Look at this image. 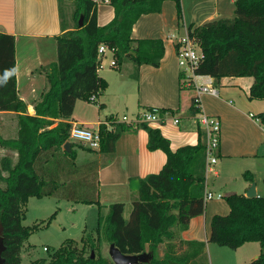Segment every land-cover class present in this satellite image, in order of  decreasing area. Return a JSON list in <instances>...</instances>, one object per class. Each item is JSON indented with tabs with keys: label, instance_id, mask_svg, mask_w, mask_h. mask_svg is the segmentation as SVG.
<instances>
[{
	"label": "trees",
	"instance_id": "16d2710c",
	"mask_svg": "<svg viewBox=\"0 0 264 264\" xmlns=\"http://www.w3.org/2000/svg\"><path fill=\"white\" fill-rule=\"evenodd\" d=\"M67 1L74 5L72 13L65 9ZM165 1L109 0L115 16L101 26L96 0H59L63 32L57 36L58 57L39 68L47 84L35 103V114H29L27 103L18 94L15 37L0 32V110L19 113L18 136L5 139L0 134V144L18 155L16 161L5 156L0 166V181L5 183L0 186L5 264H22L24 243L35 229L23 223L31 197L60 196L100 203L98 163L92 160L79 164L75 145L89 151L93 148L72 142L70 119L77 100L95 101L108 87L107 80L99 75L104 57L99 53L100 45L115 48L112 66L117 69L129 60L139 65L161 64L165 54L163 39H135L132 33L143 15L161 12ZM174 1L181 16V0ZM187 32L202 52L194 74L217 79L251 76L254 81L249 98L264 99V0H236L233 17L215 18L198 26L191 24ZM163 110L166 109L161 110L162 114ZM199 110L194 95L187 113L195 115ZM257 119L264 126V111ZM138 126L149 134L148 148L164 150L167 160L159 172L131 179L130 185L138 197L131 203L129 218L124 214V202L111 203L108 213L99 216L97 235L86 233L82 246L69 239L49 258L29 264H115L103 254L104 242L114 243L125 254L150 252L151 260L139 264L209 263L206 241L177 238L178 233L189 228L191 219L206 208L207 155L202 133L197 144L173 150L160 128L148 123ZM120 135V131H109L103 125L99 150L113 152ZM67 142L72 143L70 150L65 149ZM244 176L255 181L251 172ZM226 201L230 211L212 217L209 242L232 249L259 242L260 254L246 264H264V195L231 193ZM163 244L161 256L158 252ZM92 251L96 252L94 257Z\"/></svg>",
	"mask_w": 264,
	"mask_h": 264
},
{
	"label": "crops",
	"instance_id": "0c3cea01",
	"mask_svg": "<svg viewBox=\"0 0 264 264\" xmlns=\"http://www.w3.org/2000/svg\"><path fill=\"white\" fill-rule=\"evenodd\" d=\"M96 2L98 24L106 25L115 16L114 7L109 0ZM235 2L236 0H181L182 14L179 16L177 3L174 0H166L161 12L143 15L134 25L132 35L135 39H163L165 54L158 67L150 64L139 65L129 60L118 70L113 69L111 67L114 53L111 50L105 52L99 75L108 82L107 92L97 95L95 101L87 102H97L96 106H90L96 108L95 110L92 108L91 117L86 115L79 120L71 117L70 121L72 124L90 125L113 118L114 129L121 132L111 153H102L98 149L89 151L84 148L77 151L79 164L92 160L98 163L99 198L106 210L114 202H124L125 208L126 204H131L138 197L137 190L130 185L131 179L144 178L159 172L167 160L164 150L148 148L149 134L146 129L118 118L117 110L123 106L131 108L136 115L148 109L159 108L166 109L163 110L164 117H179L181 121L177 125L172 120L162 124H150L160 128L163 135L171 141L172 149L176 150L186 144H197L200 133L204 140L203 129L194 123V115L187 112L192 97L197 94V86L211 83L217 89V94L202 92L201 109L221 120L219 155L227 158L251 157L260 152L261 146L264 145L262 139L264 126L256 118L255 121L256 123L259 121L260 128L257 133L252 130L250 133L240 121L244 113L243 107L235 105L232 99H227L236 94V89H239L238 91L242 89L249 98L254 78L234 76L217 79L211 75H196L191 69L187 73L179 64L177 54L179 38L184 35L178 34L181 26L184 27L186 34L191 24L198 26L215 18L230 17L235 12ZM0 32L15 37L18 94L27 103L29 114H35V103L47 84L46 76L39 68L55 62L58 57L57 36L63 32L59 0H0ZM107 52L111 53L112 58L105 59ZM259 105L264 109L263 104ZM254 116L253 113L249 116L246 114L250 124L253 123ZM18 120V112L0 110V134L3 138L11 139L18 136ZM240 129L244 130L242 136L241 132L239 134ZM5 156L11 157L14 161L18 157L16 151L0 144V166ZM215 174L219 175V172L215 170ZM3 175L6 176L7 173L4 172ZM252 183L245 178L239 194H246ZM3 184L5 186V183ZM231 193L237 192H228ZM206 202L204 213L193 217L189 228L178 233L177 238L206 241L209 255L213 243L209 242L212 217L216 214H227L230 207L225 200ZM252 243L254 242H247L233 249L234 261L231 264H246L257 258L261 249H252L253 246H249ZM161 246L159 254L162 256L164 250Z\"/></svg>",
	"mask_w": 264,
	"mask_h": 264
},
{
	"label": "rangeland",
	"instance_id": "374dc122",
	"mask_svg": "<svg viewBox=\"0 0 264 264\" xmlns=\"http://www.w3.org/2000/svg\"><path fill=\"white\" fill-rule=\"evenodd\" d=\"M65 9L69 13H72L74 9L72 2L67 1L65 3ZM234 15L235 12L230 17H233ZM184 32L185 29L181 26V30L178 34L185 35ZM181 37L182 36H180V38ZM109 58H112V56L110 52H107L105 59ZM111 68L116 69L114 67ZM183 68L187 70V73L190 72L188 67L182 66V69ZM107 90L108 88H106L104 92L106 93ZM238 90L236 89V94L234 96H230L227 99H232L235 105H239L241 108L243 107L242 109L244 113L240 119L242 126L246 127L250 133V130L257 133L258 128L260 127L258 126L259 121L256 123L255 120L257 115L264 111L263 108L259 107V104L264 105V101L251 100L242 89H240V91ZM87 102L90 101L84 99H79L77 101L72 115L74 119L79 120L86 115L87 117L92 116V108L94 110L96 108L90 106H96L97 102ZM117 111L116 115L119 119H122L124 115H127L130 119L136 117L134 111L131 108H126L125 106L121 107V109ZM250 113L255 115L252 118V124H250V121L246 119V114L249 116ZM159 124L162 123L159 122ZM88 126L95 128L96 122H93ZM240 132L241 136L244 135L243 129L239 130V134ZM262 139H264V137ZM71 140L74 141L73 139ZM75 149L78 151L81 147L75 145ZM259 151L260 152L257 155L251 157L227 158L226 156L219 155L218 153V162L214 166V169L219 172V175H216L215 172L212 171L207 173L208 190L214 192V198L213 200L210 199L211 201L209 200V202H217L218 200L226 201V196L230 191L241 193L238 191H240L241 186L245 182L244 175L247 171H250L255 178L258 194L264 195V145L261 146ZM91 181H93L92 178ZM0 185L4 186L2 182H0ZM219 194H221L222 197H218ZM131 208L132 205L130 203L126 204L124 214L127 219L130 216ZM107 213L108 210H106L102 203L88 204L60 196L31 197L25 206V217L23 219V223L24 225L34 227L35 229L24 243L21 252L22 264H29L33 260H37L39 258H49L58 247L69 239L76 241L80 246H82L83 237L86 233L91 232L93 235H97L96 229L98 226L99 216L106 215ZM109 245V243L104 242L101 248L106 257H110ZM164 246L165 245H162L161 249L164 250ZM249 246H253L251 247L252 249H261L259 242H254ZM234 252L235 251L232 248L212 243L211 251H209V263L207 264H231L234 261Z\"/></svg>",
	"mask_w": 264,
	"mask_h": 264
},
{
	"label": "built area",
	"instance_id": "2783aa9c",
	"mask_svg": "<svg viewBox=\"0 0 264 264\" xmlns=\"http://www.w3.org/2000/svg\"><path fill=\"white\" fill-rule=\"evenodd\" d=\"M107 50L115 52V48H110L105 44L100 45L99 53L105 54ZM178 59L181 66H186L193 70L198 65L202 58V52L198 44L188 35V32L179 38L178 41ZM115 64V58L112 61V65ZM113 67V66H112ZM194 73V72H193ZM209 92L217 94V89L211 84H200L197 86V94L195 95V101L200 110L193 116L194 123L203 129L204 140L206 143V179L207 173L210 171L215 172V165L218 162V152L221 144V131L222 123L219 117L207 114L201 109V93ZM123 122L130 124H142V123H164L165 121L172 120L174 124L180 123L179 117L167 118L164 117L159 108L148 109L142 113L136 115V117L130 119L127 115H124L121 119ZM115 120H106L96 123L95 128H91L88 125H82L79 123H73L70 129V138L80 143H85L87 146L93 149L101 148V128L104 125L107 130L115 131ZM218 197H222L221 194ZM214 198V192L210 190L205 191V200L208 201ZM47 249V248H46Z\"/></svg>",
	"mask_w": 264,
	"mask_h": 264
},
{
	"label": "water",
	"instance_id": "95a60500",
	"mask_svg": "<svg viewBox=\"0 0 264 264\" xmlns=\"http://www.w3.org/2000/svg\"><path fill=\"white\" fill-rule=\"evenodd\" d=\"M82 25H83V17L80 18V26ZM71 144H72L71 142H67L65 144V149L70 150ZM246 195L248 197L258 196L256 182H253L251 184V186L247 190ZM4 249H5V244L2 236V227L0 226V264H5V258L3 256ZM94 256L95 253L94 251H92V257ZM109 256L115 264H139V263L148 262L152 258L151 253L147 251L140 254H125L114 243H111L109 245Z\"/></svg>",
	"mask_w": 264,
	"mask_h": 264
}]
</instances>
